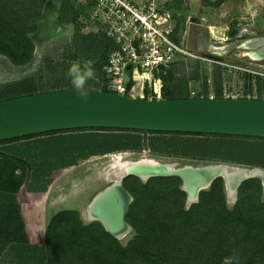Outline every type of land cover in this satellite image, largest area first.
I'll return each instance as SVG.
<instances>
[{
  "label": "rangeland",
  "instance_id": "rangeland-1",
  "mask_svg": "<svg viewBox=\"0 0 264 264\" xmlns=\"http://www.w3.org/2000/svg\"><path fill=\"white\" fill-rule=\"evenodd\" d=\"M59 1L51 0V2L57 5ZM31 2L32 0H27L26 5L32 4ZM63 2L67 7V20L59 24V26L55 25L52 19L53 6L51 7V5L53 3L49 6L46 11L47 18L45 17L41 21L38 36L36 35L37 38L35 37L33 41L32 57L28 62L14 64L6 56L0 54V99L25 91L33 92L43 85L50 83V73L54 77L58 76V73L54 69H50L49 64L53 63V61L62 62L56 58V55L64 50L66 43L71 44L69 46L70 49L68 48L69 52L77 51L79 54H82L80 56H83L84 60L73 58L64 61L67 63V67L63 73L62 82L59 83L60 87L73 88L68 75L69 67L73 62H79L82 67L88 61L90 64H97L99 62L98 60L102 53L97 47L99 46V41H104V39L90 32H80L78 36L79 32L75 29L77 25H80L83 31H89L88 27H84L82 20L87 18L90 4H87V0H63ZM189 2L187 1V3ZM194 2L195 0H193ZM42 3H45V0ZM85 4H87V7L84 6ZM186 5L180 0L174 2V6L179 12L176 18L177 28H182L184 14L188 11L189 7ZM192 6L195 7L196 5ZM197 10L202 16L199 22L204 26H201L202 28L199 29L200 33L197 36L200 40L203 39L205 41V45L202 50H198L197 43L195 44V42L190 40L188 47L194 53L186 56L176 65H173L170 69V74L164 76L161 96L182 97L189 94V90L195 91L196 94L203 95L206 93L212 96H216L217 94L221 96L229 94L242 97L261 96L264 92L263 78L256 75L253 71L233 69L229 64L237 61L239 64H249L251 69H258V63L264 64V59H250L244 56L237 57L232 54L235 49L234 44L221 54L215 50L216 46L227 42L243 43L246 39L264 35V0H199ZM75 15L76 20H71L72 17L74 19ZM212 24L223 26L225 29L222 32L220 31L221 33H215L217 36L213 37L209 34L210 32L207 28ZM74 39L76 40V48L72 46ZM93 39L97 41L95 44L91 41ZM252 42L249 40L244 42V44L249 46ZM208 44L215 49H211L212 47L210 48ZM202 52L215 54L219 56L218 60L220 61H215L217 59L213 60L214 58L206 54L204 55ZM44 53L50 54L54 60H43L41 56ZM248 61H251V63H246ZM94 71L96 73L99 71V68L94 66ZM204 85L205 90L203 89ZM88 86H95L93 79L87 82L86 87ZM137 132L136 130L121 128H74L34 135L37 136V139H35L37 140V144H41L47 140L49 145L45 149L47 153L39 154L36 152L31 154L35 158L34 166L37 168V170L33 171L36 181L31 182L33 183L32 188L29 189L24 198H19L18 201L22 204L24 221L29 230V234L26 236L38 239V241L36 243H29L28 241L17 242L6 246L0 253V264H48L47 247H45L43 242L45 231L51 232L55 225H59L61 228L58 226V232L62 233L65 230L63 229L66 227L65 225H68L71 233L75 232L76 229H82V225L93 221L97 222L95 219H89L88 215L84 214L83 211L87 209L90 199L97 191L109 185L112 181L111 179H116L117 175L123 172L122 164L124 163L152 159L174 167L190 164L194 166L225 165L229 169L236 167L244 168L236 166L228 159L210 158L203 155L209 151L218 149L219 151H228L234 147L235 143L231 141V143L227 141L221 143V141L212 139V136L217 135L175 133L183 135L168 137V140H164L159 144H153L148 148L145 135L141 138ZM36 150L38 151V148ZM233 150L242 151L238 147H234ZM245 169L246 172L251 171H248L247 168ZM138 178L142 181L145 180L144 178ZM248 178L250 179L248 188L251 190L254 189L255 183L258 180L260 194L264 199L262 191L264 185L261 180L258 177ZM48 181H53L55 184L47 188L44 183ZM74 184L77 187L82 184V191L77 196V203L69 207L70 209H67V207L59 208L60 206H58L47 211L44 208L47 201L53 195H68V189L71 188L72 190L71 186L73 185L74 187ZM230 199L231 196L225 190L224 200L228 205L233 203ZM188 204L184 200V207H187ZM62 209L73 212L58 215V213L62 212L60 211ZM74 220L80 226L76 227L75 230ZM130 231L131 228L129 226L125 235L117 239L124 244L127 238H129ZM91 233L93 232L90 230L88 234L84 232L82 234L83 238L87 237V240L83 242L85 244L80 246L85 251L83 254L79 253L78 244L69 245L67 244L69 242L66 240L61 242L51 240L48 248L53 260L56 259L58 250L59 258L64 253L63 249L66 252L68 251V253L71 252L69 260L63 262L61 259H57L52 264H93L92 255L87 256L92 248L98 249L100 247L101 251L108 253H110V250L116 251L120 248V245L110 243L107 240L108 237L102 238L101 234H98L97 231L95 233L98 234L97 237L99 239ZM56 238L59 239V235ZM69 241H72V239ZM152 253L160 255L157 249H153ZM232 255L231 253L230 256H225L222 264H229L233 258ZM263 260V257L258 255L255 262L260 264ZM127 262L128 264H134L133 261ZM156 264H162V262L157 260Z\"/></svg>",
  "mask_w": 264,
  "mask_h": 264
},
{
  "label": "trees",
  "instance_id": "trees-1",
  "mask_svg": "<svg viewBox=\"0 0 264 264\" xmlns=\"http://www.w3.org/2000/svg\"><path fill=\"white\" fill-rule=\"evenodd\" d=\"M42 2L43 0H32V4L26 5L27 0H0V54L6 56L14 64H23L32 57L33 41L36 35L38 36L41 21L45 17L47 18L46 11L53 3L51 0ZM84 6L87 7V4ZM51 7L53 9L52 19L55 25L59 26L67 20V7L63 0H60L58 5L53 3ZM71 20H76V15ZM75 29L79 32L78 36L80 32H90L104 39V41H99L97 47L102 53L99 62L91 64L93 70L94 66L99 68V71L95 73L96 76L102 75V65L108 52L115 48V44L101 32L83 31L80 25H77ZM91 41L93 44L97 42L96 39ZM75 45L76 40L74 39L72 46L76 48ZM69 46L71 44L66 43L64 50L56 55V58L62 62L53 61L49 64V68L57 71L58 76L54 77L50 73V83L33 92L68 88L60 87L59 84L62 82L63 73L67 67V63L64 61L73 58L84 60V57L80 56L82 54L77 51L69 52ZM41 57L47 61L53 59L48 53H44ZM87 63L90 64L89 61ZM170 72L171 70H168L167 74ZM203 89L205 90V85ZM33 92L25 91L1 99ZM188 96L190 95L187 94L182 97ZM203 96H207V94L204 93ZM216 96L221 95L217 94ZM93 128L101 129L104 127ZM54 131L59 130L49 132ZM34 135L37 134L4 139L0 142ZM5 160L9 164L10 172L9 174L0 173V181L7 183L6 186L0 184V189L17 191L20 184L28 177V165L16 157L0 154V167L2 161ZM15 169H19L20 172L15 173ZM249 181L250 179L246 178L238 184L236 197L233 203L228 205L224 200L225 185L223 180L221 176H216L206 188L198 191L195 201L184 207L186 192L181 188V179L178 176L154 175L142 181L138 176L129 174L122 179V186L132 197L125 215L131 231L124 244L108 233L98 220L82 225V229H76L75 232L71 233L68 225H65L66 227L63 228L65 230L62 233L58 232L59 225H55L51 232L45 231L43 241L47 247L48 264L54 263L57 259L65 262L69 260L71 253L63 249L64 253L59 258L58 250L57 257L53 260L48 248L51 240L54 242L66 240L69 245L78 244L79 253L83 254L85 251L80 246L85 244L83 242L87 240V237L83 238L82 234L83 232L88 234L90 230L95 237L101 234L102 238L108 237L107 240L110 243L120 245L118 250H110V253L101 251L100 247L98 249L92 248L87 256L92 255L93 264H128L127 261H133L134 264L138 262L140 264H156L157 260L161 261L162 264H222L223 258L230 256L231 253L233 258L229 264H257L255 259L258 255L264 259V199L260 194L258 180L253 190L248 188ZM60 211L62 212L58 215L73 212L65 211V209ZM52 225L51 227H53ZM59 227L61 228V226ZM76 227L80 226L74 220V230ZM90 227L92 228L90 229ZM96 231L98 234L95 233ZM58 235L59 239L56 238ZM70 239L72 241H69ZM97 239L99 238L97 237ZM25 241H28V237L19 204L0 202V253L10 242ZM153 249H157L160 255L158 253L154 255ZM109 255L111 256L107 257ZM260 264H264V260Z\"/></svg>",
  "mask_w": 264,
  "mask_h": 264
},
{
  "label": "water",
  "instance_id": "water-1",
  "mask_svg": "<svg viewBox=\"0 0 264 264\" xmlns=\"http://www.w3.org/2000/svg\"><path fill=\"white\" fill-rule=\"evenodd\" d=\"M249 40L253 42L249 46L245 45L244 42ZM244 42H227L216 46L215 51L221 54L234 44L233 55L264 59V35ZM203 45L204 40L197 45V49L202 50ZM93 127L264 138V99L211 95L133 98L97 88H87L86 98H81L74 88H66L0 99V140L53 130ZM201 166L183 164L174 168L178 174L150 176L176 175L181 179L182 186L186 185L188 179L193 181L204 173ZM259 169L263 170L250 169L251 172L244 173L237 183ZM220 175L226 185L227 176L224 174V178L223 174ZM124 176L97 191L87 205L96 220L116 238L119 237L111 232L109 225L117 227L121 223L128 224L125 215L132 199L131 194L122 186ZM115 186L129 197L125 204H120L123 209L119 212L114 205L118 199L110 196L115 192L112 190ZM198 189L195 190V196ZM188 199L187 193L186 202Z\"/></svg>",
  "mask_w": 264,
  "mask_h": 264
},
{
  "label": "built area",
  "instance_id": "built-area-1",
  "mask_svg": "<svg viewBox=\"0 0 264 264\" xmlns=\"http://www.w3.org/2000/svg\"><path fill=\"white\" fill-rule=\"evenodd\" d=\"M87 4L90 8L82 20L84 27L104 34L115 48L107 54L102 75L93 78L95 86L86 88L111 90L133 98L162 97L163 78L168 70L194 53L187 44L186 26L199 18L185 15L182 28H177L179 12L173 9V0H87ZM209 57L220 61L219 57ZM229 66L253 71L264 80L262 63H258V69L237 61ZM189 95L197 96L193 90H189ZM252 97L264 99V92Z\"/></svg>",
  "mask_w": 264,
  "mask_h": 264
},
{
  "label": "crops",
  "instance_id": "crops-1",
  "mask_svg": "<svg viewBox=\"0 0 264 264\" xmlns=\"http://www.w3.org/2000/svg\"><path fill=\"white\" fill-rule=\"evenodd\" d=\"M175 2V0H173ZM177 1V0H176ZM181 1V0H180ZM173 2V9L175 8ZM187 4L186 6L188 7V11L184 14L188 15L191 14V16H196L197 18L202 19V16L200 15L199 11L197 10L199 0H195L193 3V0H190L189 3H184ZM196 5L195 7L192 5ZM176 9V8H175ZM177 10V9H176ZM191 22L186 26L187 28V44L191 41L197 43V45L200 42L199 38L197 35H199V29L204 27L202 26V23L200 22ZM213 25V24H212ZM183 26V25H182ZM202 26V27H201ZM210 26V25H209ZM223 27V26H222ZM208 28V27H207ZM223 29H225L223 27ZM210 34V33H209ZM198 39H197V38ZM138 131L137 134L141 136L145 135V139L147 140L146 145L148 148L153 145V144H159L160 142H163L164 140H168V137H172L174 135H183V134H175L176 132H160V131H146V130H136ZM47 135V134H46ZM44 135V136H46ZM186 135V134H184ZM37 136H29V137H23V138H17V139H11V140H6V141H1L0 142V154H4L8 157L13 156L16 157L20 160H22L26 165H28V177L26 180H24L20 186L18 187L17 191H9L6 189H0V202H16L20 205V211L22 214L23 222H24V227L26 231V235L29 234V230L26 226V222L24 221L23 217V209H22V204H20V201L18 199H22L26 196V194L29 192V189L32 188L31 182H34L35 176L34 172L37 170L36 166H34L35 158L31 154L34 153H39V154H45L47 153L45 149L48 148V141L45 140L41 144H37ZM39 139V138H38ZM212 139L216 141H227V142H233L235 143L233 146L238 147L240 150H233L234 147H232L231 150L225 151V150H214V151H209L205 154L204 156L210 157V158H224L228 159L231 163H234L236 166H242L244 170L247 169H254V168H261L264 170V138L261 137H240V136H212ZM158 140V141H156ZM158 142V143H154ZM230 142V143H231ZM39 146V147H36ZM38 148V151L36 150ZM8 163L7 161H2V165L0 167V173H8L10 172V168H8ZM238 168V167H237ZM15 173H19V169L14 170ZM36 181V180H35ZM54 181V180H53ZM53 181H48L45 182L44 184L46 187H51L55 184ZM51 184H50V183ZM1 185H7V183L1 182ZM75 186L68 189L67 192H69L68 195H57V196H52L48 201L47 204H45L44 208L49 211L52 210V208L58 207L59 208H64V207H71L72 205L76 204L77 196L78 194L82 191V184L77 187L76 184ZM9 186V185H8ZM21 195V197H20ZM18 201V202H17ZM28 237V236H27ZM39 238V237H38ZM38 239H33L28 237V242L29 243H36ZM12 243H17V242H10L8 243L7 246H10Z\"/></svg>",
  "mask_w": 264,
  "mask_h": 264
},
{
  "label": "bare ground",
  "instance_id": "bare-ground-1",
  "mask_svg": "<svg viewBox=\"0 0 264 264\" xmlns=\"http://www.w3.org/2000/svg\"><path fill=\"white\" fill-rule=\"evenodd\" d=\"M208 30L213 37H216L217 35L215 33H221L223 30V27L218 26V25H210V26H208ZM219 38H220V36H219ZM122 165H123L122 166L123 172L120 175H117V178L115 180L111 179L112 180L111 183L115 182L120 177L124 176L125 174H129V173L135 174L138 177H143L144 179H146L148 176L153 175V174H178V170H174V168H176V167H174L170 164L160 163V162L152 160V159H142L140 161L124 163ZM202 168L204 170L203 174H201L199 177H196L195 179H193V181H191V180L189 181V179H188L186 181V185L181 186V188L183 190H186V194L188 193V196H189L188 202L190 203V202H193L197 199V196H195V190L197 188H199L198 190H200L201 188L202 189L206 188L209 185V183L211 182V180L214 177L218 176L219 173L223 174L224 178H226L225 175L227 176V178H226L227 182L225 185V190L227 191L229 196H231L230 201L233 202L235 199L236 188L238 185L237 182L241 177L244 176L243 175L244 173L247 174L246 170H244L242 168H237V167L233 168V169H229L225 165L201 166L200 169H202ZM220 174H219V176H221ZM250 177H258L261 180L262 184L264 185V171L263 170L259 169L255 172H253L252 175H250ZM112 190H114L115 192L113 194H110V196L113 197L115 200L118 199V203H116L114 205H115V209H117V211L119 212L123 209L121 207V205L125 204L127 202V200H129V197L125 192H122L116 186L113 187ZM262 191L264 193V189ZM115 209H114V211H116ZM85 210H87V211H85ZM85 210L83 212H84V214L88 215L89 219H95L96 220V216L94 215V213L89 211L88 206H87V209H85ZM128 227H129V225L127 223H121V225H119L117 227L116 226L112 227L109 225L111 232H113V234H115V236H117L119 238L125 235V233L128 230Z\"/></svg>",
  "mask_w": 264,
  "mask_h": 264
},
{
  "label": "clouds",
  "instance_id": "clouds-1",
  "mask_svg": "<svg viewBox=\"0 0 264 264\" xmlns=\"http://www.w3.org/2000/svg\"><path fill=\"white\" fill-rule=\"evenodd\" d=\"M68 75L70 77L71 84L74 90L81 98H86V84L96 75L91 64L85 63L82 67L79 62H73L69 67Z\"/></svg>",
  "mask_w": 264,
  "mask_h": 264
},
{
  "label": "flooded vegetation",
  "instance_id": "flooded-vegetation-1",
  "mask_svg": "<svg viewBox=\"0 0 264 264\" xmlns=\"http://www.w3.org/2000/svg\"><path fill=\"white\" fill-rule=\"evenodd\" d=\"M199 40H200V39H199ZM202 40H203V39H202ZM202 40H200V41L202 42ZM204 45H205V41H204ZM204 45H203V47H204ZM208 45H209L210 48L212 47L211 49H213V50L215 49V48H213V46H211L210 44H208ZM203 47H202V48H203ZM202 53H203V52H202ZM203 54H204V55L206 54V55H208V56L219 57V56H217V55H214V54H212V53L210 54V53H208V52H207V53L204 52Z\"/></svg>",
  "mask_w": 264,
  "mask_h": 264
}]
</instances>
